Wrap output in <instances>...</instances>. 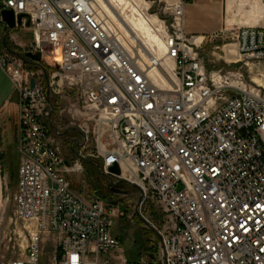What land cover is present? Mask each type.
<instances>
[{
  "label": "built area",
  "instance_id": "obj_1",
  "mask_svg": "<svg viewBox=\"0 0 264 264\" xmlns=\"http://www.w3.org/2000/svg\"><path fill=\"white\" fill-rule=\"evenodd\" d=\"M190 1L160 0L169 15L163 61L125 45L91 0H0V12L24 15L14 30L31 29L36 52L48 61L61 52L43 82L0 43V68L19 97L22 152L14 202L23 234L8 237V248H23L15 243L21 239L27 252V259L0 264H40L51 235L57 264H112L102 258L114 253L130 264L112 233L118 206L76 192L68 178L84 173L93 138L83 128L72 142L78 152L70 160L62 155L51 102L65 84L82 87L106 129L90 154L100 159V173L135 185L143 203L152 197L170 213L150 252L155 259L142 253L140 264H264V27L188 34ZM208 45L223 64L205 59ZM116 164L120 175L110 172ZM5 189L2 179L0 199Z\"/></svg>",
  "mask_w": 264,
  "mask_h": 264
},
{
  "label": "rangeland",
  "instance_id": "obj_2",
  "mask_svg": "<svg viewBox=\"0 0 264 264\" xmlns=\"http://www.w3.org/2000/svg\"><path fill=\"white\" fill-rule=\"evenodd\" d=\"M127 3L123 4L120 0H113V6L119 14L124 18L134 19L140 17V13H143L147 18H156L153 23L154 32L163 34L164 20L169 19V15L164 12V3L160 0H126ZM1 8V5H0ZM104 17L108 16L106 8H99ZM1 25V24H0ZM120 31L124 32V27L116 25ZM7 43L9 48L23 56L27 62V68L32 75H41L42 81L51 76V72L55 70V64L53 60H47V57L43 55L41 61L26 57L28 52L38 54L32 46L34 33L31 29L21 28L19 30L9 29L5 32ZM221 45L223 42L218 41ZM47 51L51 54V48H47ZM203 56L207 60L217 59L219 63L220 57L213 51V45H208L204 48ZM52 65V69L49 68V64ZM239 65H233L234 68ZM1 72L6 74L1 68ZM14 87V86H13ZM85 95L82 87L74 84L69 86L65 84L61 92L52 95V105L54 106V115L58 118V122L55 123V127L61 126L60 136H57V144L60 148L62 155L70 160L74 157L75 152H78L77 146L72 149V142L76 138L82 139L83 128L91 131L93 138V144L88 146L84 151L87 156L85 159V171L81 174L68 175L71 181L72 188L85 196L92 194L102 198H107L115 206L120 209V215L115 218L113 226V234L120 239L123 254L127 258L130 264H140L142 260L141 253L153 252V245L159 241L158 230L164 231L171 224L170 213L154 198H147L143 203V197L140 191L131 184L121 182L114 177H106L100 171H96L94 166L88 164V161L98 164L99 158L90 156L94 154L96 148V138L99 131L106 130L102 125H98L96 119L98 114L96 111L90 109L85 104ZM58 128V127H57ZM92 169V173L87 172V168ZM63 170V169H61ZM181 188V187H179ZM20 224V223H19ZM21 226V224L19 225ZM6 232V231H5ZM1 231L0 233V248H6L7 233ZM47 241V242H45ZM22 240L20 241V244ZM54 254L55 237H44L42 244V252L44 249ZM19 249V245L17 247ZM118 253L111 254L110 256H103L102 260L108 258L112 259V264H121L116 257Z\"/></svg>",
  "mask_w": 264,
  "mask_h": 264
},
{
  "label": "crops",
  "instance_id": "obj_3",
  "mask_svg": "<svg viewBox=\"0 0 264 264\" xmlns=\"http://www.w3.org/2000/svg\"><path fill=\"white\" fill-rule=\"evenodd\" d=\"M246 27H264V1L191 0L185 6L184 28L188 34L209 38L215 34ZM4 35V27L0 25V43H4ZM0 158L2 164L1 176L6 184V189L0 199V233L1 231H6L5 233H7L8 238L16 233L23 234L22 225L19 226L21 223L16 221L14 202V195L19 185L22 152L20 149L18 93L13 87L11 79L7 74L1 72V70ZM88 164L94 166L96 171L99 170L96 163L88 161ZM86 170L89 174L92 173V169L89 167ZM2 179L0 178V189ZM17 240L15 243L19 244L21 239ZM8 244L6 248H0V261L9 262L13 259H27L26 242L24 240L21 243V247L23 248L19 247L17 249V245L15 249H11L8 248ZM55 247L54 254L48 252L46 248L44 249L40 264H57L55 257L59 256V249L56 237Z\"/></svg>",
  "mask_w": 264,
  "mask_h": 264
},
{
  "label": "bare ground",
  "instance_id": "obj_4",
  "mask_svg": "<svg viewBox=\"0 0 264 264\" xmlns=\"http://www.w3.org/2000/svg\"><path fill=\"white\" fill-rule=\"evenodd\" d=\"M92 3L99 8H106L108 16L106 20L110 21L114 26L124 27V32L120 31L122 40L129 48H136L143 57L156 55L159 59L165 60L164 35L154 32L153 23L156 18H147L143 13L140 17L134 19L123 18L113 6V0H91ZM126 4V0H120ZM105 16V15H104ZM200 40V39H199ZM61 59V52L58 50L53 56L54 61ZM258 80V79H257Z\"/></svg>",
  "mask_w": 264,
  "mask_h": 264
},
{
  "label": "water",
  "instance_id": "obj_5",
  "mask_svg": "<svg viewBox=\"0 0 264 264\" xmlns=\"http://www.w3.org/2000/svg\"><path fill=\"white\" fill-rule=\"evenodd\" d=\"M23 18H24V15H19L17 18L15 15V12L12 9H4L0 12V24L3 25L5 32H7L9 29L16 28L17 19H18V24L21 26L23 24ZM27 25L29 26L30 22H28ZM4 45L6 47H9V45L7 43V38L5 37V35H4ZM26 57L34 59V60L39 62L43 59V54L41 52H39L38 54H35L33 52H28L26 54ZM34 85H35V82L33 81L32 86H34ZM110 172L117 174V175H120L121 169H120L119 165L116 164L110 168ZM104 175L106 177H110L108 174H104ZM121 182L126 183V181H124V180H119V183H121ZM132 186L136 187L135 185H132ZM145 255H148V256L155 259V254H153V253H145Z\"/></svg>",
  "mask_w": 264,
  "mask_h": 264
}]
</instances>
